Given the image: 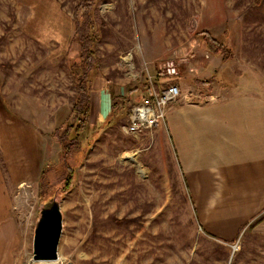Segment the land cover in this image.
Instances as JSON below:
<instances>
[{"label":"rangeland","instance_id":"374dc122","mask_svg":"<svg viewBox=\"0 0 264 264\" xmlns=\"http://www.w3.org/2000/svg\"><path fill=\"white\" fill-rule=\"evenodd\" d=\"M77 3L0 0V84L11 110L48 141L42 170L49 189L62 186L64 176L53 133L64 131L76 95L67 56L79 52ZM100 10L107 25L97 44L95 135L65 160L75 175L69 191L57 193L64 213L59 254L74 264H264L262 231L246 227L236 243L221 241L251 221L260 205L253 199L263 190L222 185L233 182L218 179V171L187 179L168 127L171 108L208 94L195 78H213L214 91L263 109L264 0H103ZM202 30L229 45L234 57L213 54L197 36ZM150 77L158 88L177 83L182 96L157 126L127 133L128 114L122 106L113 113L112 98L150 84ZM10 191L20 230L14 264H31L44 185L11 184Z\"/></svg>","mask_w":264,"mask_h":264},{"label":"crops","instance_id":"0c3cea01","mask_svg":"<svg viewBox=\"0 0 264 264\" xmlns=\"http://www.w3.org/2000/svg\"><path fill=\"white\" fill-rule=\"evenodd\" d=\"M2 88L0 84V264H14L20 230L10 185L22 187L39 180L48 141L37 126L11 110ZM97 94L94 87L93 103ZM240 102L234 94L212 87L199 101L169 110V133L187 179L218 171V179L233 182L222 185L255 186L264 192V104L258 109L257 101ZM253 201L260 205L251 221L240 225L231 239L221 241H238L245 225L264 234V220L249 227L264 213V193Z\"/></svg>","mask_w":264,"mask_h":264},{"label":"trees","instance_id":"16d2710c","mask_svg":"<svg viewBox=\"0 0 264 264\" xmlns=\"http://www.w3.org/2000/svg\"><path fill=\"white\" fill-rule=\"evenodd\" d=\"M102 2L103 0H78V3L74 7L72 19L74 23L73 39L77 40L79 43V52L77 56H67V58L68 67L72 73L76 89V95L69 114L70 121L64 131L61 133V130L57 129L53 133L63 152L60 158H62L64 172L62 188L65 191H69L75 175V168L68 163L66 164L65 160L69 155H73L80 150L84 143L87 145L88 140L91 138L93 140L95 135L94 127L96 126L94 123L91 124V117L93 116L94 82L97 75H100L102 72V62L97 54V44L104 36L107 25L100 10ZM197 36L213 54L221 57L223 61H229L234 57L235 52L232 48L222 40L215 38L210 31L202 30L197 33ZM212 82L213 78L206 80L195 78L196 85L206 87L209 91H211ZM167 84L169 83L166 82L164 86ZM204 84L207 85L203 86ZM144 85V87H131L128 88L126 93L114 95L112 98L111 111L113 113L117 112L122 106L129 115L131 108L128 104L134 98L140 96V102L150 100L153 97V90L150 84L146 83ZM162 85L163 83L159 85L158 88L157 83L153 81L154 91L159 93V90H162ZM140 102L138 101L137 104ZM45 173L46 170L43 169L39 177V182L44 185V192H42V195H45L51 189H49L50 185L48 186L44 183ZM53 188L54 187H52V189ZM263 220L264 213L254 219L252 223L249 224V227L253 228ZM245 226L242 230L245 229ZM236 240L228 243L234 244Z\"/></svg>","mask_w":264,"mask_h":264},{"label":"water","instance_id":"95a60500","mask_svg":"<svg viewBox=\"0 0 264 264\" xmlns=\"http://www.w3.org/2000/svg\"><path fill=\"white\" fill-rule=\"evenodd\" d=\"M59 192H65L62 186L49 190L42 198L32 241L34 262H52L59 257V244L64 229V213Z\"/></svg>","mask_w":264,"mask_h":264},{"label":"built area","instance_id":"2783aa9c","mask_svg":"<svg viewBox=\"0 0 264 264\" xmlns=\"http://www.w3.org/2000/svg\"><path fill=\"white\" fill-rule=\"evenodd\" d=\"M169 72L161 71L160 76H168ZM150 86L153 90V97L150 100L140 102L131 107L127 123L123 127L127 133H136L143 129H151L157 126L161 120L165 119L167 109L178 102L181 98L180 86L171 82L167 84L160 93L154 91L153 80L149 79ZM31 264H74L69 257L59 254L57 260L52 262H34Z\"/></svg>","mask_w":264,"mask_h":264}]
</instances>
